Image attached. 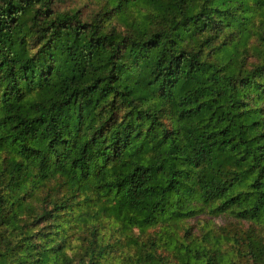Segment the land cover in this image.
<instances>
[{"label": "trees", "instance_id": "obj_1", "mask_svg": "<svg viewBox=\"0 0 264 264\" xmlns=\"http://www.w3.org/2000/svg\"><path fill=\"white\" fill-rule=\"evenodd\" d=\"M200 212L237 223L179 235ZM123 243L264 264V0H0V264Z\"/></svg>", "mask_w": 264, "mask_h": 264}, {"label": "rangeland", "instance_id": "obj_2", "mask_svg": "<svg viewBox=\"0 0 264 264\" xmlns=\"http://www.w3.org/2000/svg\"><path fill=\"white\" fill-rule=\"evenodd\" d=\"M113 227L117 225L115 222H111ZM237 223L236 219L231 216L228 213H219V214H210L206 212H200L194 216L185 218L182 222H179L178 225L175 224L177 231L180 234L183 232V228L185 226L192 227V230L196 233H199L201 228L204 227L208 228L210 227L214 231H217V229L221 227L229 228L233 224ZM248 222L244 223V226L247 225ZM100 227L103 230H108L109 228V221L108 218H103L102 222L99 224ZM76 232L74 233L72 241L77 242L78 244L81 243L80 238H84V233H86V225L79 224V226L76 228ZM148 231H151V229H147ZM134 233H138V230L136 227H133ZM129 232V230H119L120 236L123 238L126 233ZM146 235V234H144ZM134 255V246L126 243V244H117L114 251L108 255L105 260L104 264H128L129 258Z\"/></svg>", "mask_w": 264, "mask_h": 264}]
</instances>
